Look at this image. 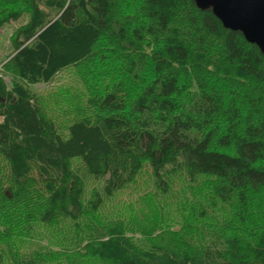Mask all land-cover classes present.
I'll use <instances>...</instances> for the list:
<instances>
[{
	"label": "trees",
	"instance_id": "obj_1",
	"mask_svg": "<svg viewBox=\"0 0 264 264\" xmlns=\"http://www.w3.org/2000/svg\"><path fill=\"white\" fill-rule=\"evenodd\" d=\"M115 1L27 0L29 18L7 61L15 74L10 88L0 76V154L14 183L45 192L42 220L77 222L85 212L84 177L71 166L74 159L103 181L107 197L133 182L147 162L161 192L175 173L192 182L209 175L220 179L217 198L230 203L237 195L248 213V192L264 189L263 54L193 0H140L137 15L123 18ZM20 15L8 11L0 26ZM102 40L123 52L124 70L139 88L129 103L120 88L88 97L85 108L98 112L81 111L62 130L31 86L92 62ZM146 67L148 80L141 75ZM220 80L239 91L224 95ZM102 200L96 193L91 208ZM114 235L105 249L116 264H156ZM163 253L165 264H264V234L212 236L191 251L165 247Z\"/></svg>",
	"mask_w": 264,
	"mask_h": 264
},
{
	"label": "rangeland",
	"instance_id": "obj_2",
	"mask_svg": "<svg viewBox=\"0 0 264 264\" xmlns=\"http://www.w3.org/2000/svg\"><path fill=\"white\" fill-rule=\"evenodd\" d=\"M139 3L140 0H116L115 13L120 18L133 17L138 13ZM28 9L27 0H0V17L10 10L21 14L19 19L0 26V76L8 88L15 74L7 61L14 52L18 28L28 21ZM122 55L123 52L102 40L92 62L68 67L51 83L32 85L31 89L45 113L65 130L81 111L98 112L85 108V99L90 96L120 88L123 99L130 102L139 86L124 70ZM141 75L148 80L150 68L146 67ZM217 85L230 97L239 91L231 82L220 80ZM181 96L184 101L185 91ZM71 166L84 177L85 212L77 222L61 217L47 222L42 220L48 208L45 192L37 187L17 186L8 160L0 154L2 264H116L105 249L114 234L121 246L129 245L148 263L165 264V247L191 251L212 236L238 235L249 240L253 233L264 234V189L248 192L246 213L241 210L237 195L230 203L217 198L214 186L220 182L219 178L200 175L192 182L181 171L170 176L163 193L154 184L150 166L143 162L133 182L107 197L102 190L103 181L91 177L78 159ZM96 193L103 200L93 210L90 203Z\"/></svg>",
	"mask_w": 264,
	"mask_h": 264
},
{
	"label": "water",
	"instance_id": "obj_3",
	"mask_svg": "<svg viewBox=\"0 0 264 264\" xmlns=\"http://www.w3.org/2000/svg\"><path fill=\"white\" fill-rule=\"evenodd\" d=\"M200 10H210L227 29L239 31L264 56V0H193Z\"/></svg>",
	"mask_w": 264,
	"mask_h": 264
}]
</instances>
